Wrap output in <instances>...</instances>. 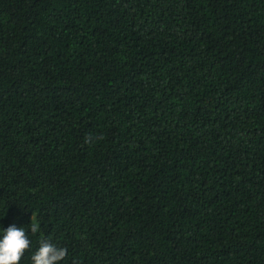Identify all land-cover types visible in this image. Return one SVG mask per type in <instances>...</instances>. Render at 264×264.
I'll return each mask as SVG.
<instances>
[{"label":"trees","instance_id":"16d2710c","mask_svg":"<svg viewBox=\"0 0 264 264\" xmlns=\"http://www.w3.org/2000/svg\"><path fill=\"white\" fill-rule=\"evenodd\" d=\"M12 224L20 264H264V0H0Z\"/></svg>","mask_w":264,"mask_h":264},{"label":"clouds","instance_id":"9594fccd","mask_svg":"<svg viewBox=\"0 0 264 264\" xmlns=\"http://www.w3.org/2000/svg\"><path fill=\"white\" fill-rule=\"evenodd\" d=\"M30 231L33 235L37 234L41 225L33 213L31 217ZM31 241L26 234L24 227L10 225L3 230L0 238V264H20L21 258L29 249ZM68 253L66 247H58L48 239H41L39 248L32 255V264H59Z\"/></svg>","mask_w":264,"mask_h":264}]
</instances>
